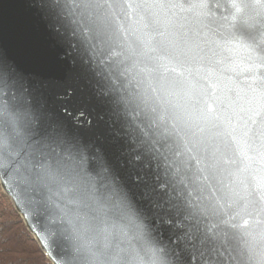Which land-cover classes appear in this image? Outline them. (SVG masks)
I'll return each mask as SVG.
<instances>
[{
	"label": "water",
	"instance_id": "95a60500",
	"mask_svg": "<svg viewBox=\"0 0 264 264\" xmlns=\"http://www.w3.org/2000/svg\"><path fill=\"white\" fill-rule=\"evenodd\" d=\"M51 2L59 5L54 11L40 0H0V49L6 59L29 78L52 84L49 106L70 127L83 113L76 120L83 134L103 132L111 119V105L97 97L94 85L131 99L122 112L165 145L157 144L167 157L160 160L161 182L175 174L181 198L187 197L185 185L204 189L189 198L199 204L202 197L203 204L186 203L188 211L176 223L198 224L218 243L224 233L233 236L245 255L221 248L222 264H264V112L245 110L238 98L251 75L264 79V63L250 66L247 60L253 39L264 44V17L250 27L252 12L231 7L255 0H203V11L226 33L223 52L210 51L207 30L194 23L200 11L187 6L200 0H172L185 5L173 12L139 7L168 0ZM81 60L90 72L82 74ZM65 91L70 95H62ZM38 115L26 86L6 74L0 81V157L20 152L32 159V167L18 173L14 165L0 168V189L49 262L161 264L157 257H162L165 264H180L170 255H153L161 245L142 219L143 233L137 236L98 170L90 169L87 148L36 135ZM113 163L124 176L114 157ZM166 168L171 169L167 176ZM213 205L215 212L223 209L228 224H218Z\"/></svg>",
	"mask_w": 264,
	"mask_h": 264
},
{
	"label": "snow or ice",
	"instance_id": "6c2138e0",
	"mask_svg": "<svg viewBox=\"0 0 264 264\" xmlns=\"http://www.w3.org/2000/svg\"><path fill=\"white\" fill-rule=\"evenodd\" d=\"M40 3L48 11H54L55 8L59 7L51 0H40ZM85 7L99 8L101 6L85 5ZM139 7L158 9L163 12L183 11L185 9V5L172 2V0L164 3L144 4ZM187 7L193 12L200 11V14L195 15L193 19L197 27L207 30L209 38L206 44L210 46L209 50L215 48L219 52H223L228 40L220 21L210 13L203 11L207 7L203 0L192 3ZM231 7L235 8L237 12L244 11L246 14L249 11L252 12L248 16V19L253 22L250 27H254L256 17H264V0H255L251 3H233ZM256 9H259V11H256ZM231 38L235 39V37ZM247 47V60L250 66H254L256 62L264 63V44H259L253 39ZM219 52L213 54L218 55ZM227 59L230 60L231 57H227ZM72 64L75 66L76 61L73 60ZM81 65L82 74L91 71L90 65L83 60H81ZM6 74L10 79H16L18 83H22L27 88L31 105L39 113L36 121V135L53 143H69L73 146L87 148L92 153L89 161L90 169L93 171L98 170L101 184L111 197H115L121 214L135 229L137 236H141L143 233L144 224L139 222L141 219L151 225L152 231L161 245L159 249L153 251L154 256L157 252L164 253L174 257L180 264H222L220 259L221 248L225 251L230 249L232 252H237L238 256L245 255L235 245V238L228 233H224V238L218 243L206 232L201 231L198 224L176 223L188 211L185 208L186 203L191 204L192 207H199L203 204L202 197L198 198L202 201L199 204L194 203L189 198L192 197L194 192H203L204 189L199 186L188 189V186L185 185L187 197L181 198L176 195L175 174L172 178L161 182L160 160H166L167 157L163 156V153L157 148V144L160 148H164L165 145L160 144L158 140H153L149 133L136 123L130 113L122 112L125 105L132 102L131 99L118 94L113 95L111 90L106 92L102 87L94 85L97 97H104L111 105V119L106 122L107 127L103 132L83 134L79 131L83 125L76 123V120L82 118L83 113L75 117L72 127L67 121L58 118L49 106L48 101V93L52 84L48 81L33 80L26 74L19 72L15 65L6 59L3 50L0 49V81L4 80ZM92 75L94 76L95 73H92ZM62 95L69 96L70 92L65 91ZM238 98L242 100L245 110L256 115L264 112V79L251 75L246 87L238 94ZM64 114L70 115L67 110H64ZM100 118L103 119V116ZM87 124L88 128L91 129V119L88 120ZM23 143V140H21L22 145ZM28 147L34 153L45 154L41 147ZM44 147H47V145ZM176 155L179 156L181 153L177 152ZM17 157L20 158L17 159ZM113 157L118 162L119 168L124 170V176H121L114 166ZM10 165H14L13 170L18 173L21 169H30L32 159L22 156L20 152L11 153V158L0 157V168L7 169ZM184 167H188V165L185 164ZM170 171V168H166L164 175L167 176ZM176 171L179 172V168ZM129 179L131 186L128 183ZM180 183H183V181ZM136 189L139 191L134 196ZM236 195L239 196L240 193L237 192ZM215 207L213 205L218 224H228L229 221L221 218L223 209L215 212ZM244 223L247 224L248 221L245 220ZM212 227H217V224H213ZM231 227L237 228L239 226L231 224ZM248 252H251V249H248ZM117 258L113 257V259ZM230 258L235 259L236 257ZM248 258L253 259L255 257L249 255ZM157 259L160 260L161 264H165L162 257H157Z\"/></svg>",
	"mask_w": 264,
	"mask_h": 264
},
{
	"label": "trees",
	"instance_id": "16d2710c",
	"mask_svg": "<svg viewBox=\"0 0 264 264\" xmlns=\"http://www.w3.org/2000/svg\"><path fill=\"white\" fill-rule=\"evenodd\" d=\"M0 264H51L1 189Z\"/></svg>",
	"mask_w": 264,
	"mask_h": 264
}]
</instances>
